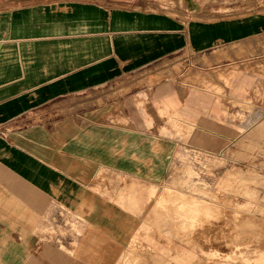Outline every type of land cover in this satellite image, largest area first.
Masks as SVG:
<instances>
[{"label":"rangeland","instance_id":"374dc122","mask_svg":"<svg viewBox=\"0 0 264 264\" xmlns=\"http://www.w3.org/2000/svg\"><path fill=\"white\" fill-rule=\"evenodd\" d=\"M147 1L146 10L180 20L191 50L144 68L130 79L139 87H116L110 103L99 101L108 113L76 118L100 139L114 132L116 150L134 135L140 144L131 150L157 157L123 167L98 161L95 182L84 185L109 201L100 206V236L114 237L115 264H264V123L238 137L264 115V27L254 21L264 0ZM192 22L205 28L194 39ZM232 97L251 106L232 108ZM249 164L254 178L223 181Z\"/></svg>","mask_w":264,"mask_h":264},{"label":"crops","instance_id":"0c3cea01","mask_svg":"<svg viewBox=\"0 0 264 264\" xmlns=\"http://www.w3.org/2000/svg\"><path fill=\"white\" fill-rule=\"evenodd\" d=\"M147 6L0 0V264H115V239L101 237L99 227L100 206L109 201L84 184L95 182L100 160L123 167L157 157L131 150L140 141L134 135L116 150L114 132L100 139L98 128L76 118L108 113L99 101L110 103L116 87H139L144 68L191 50L180 20ZM254 21L264 27V17ZM203 29L192 22L191 38ZM232 101V108L247 102ZM106 215L109 231L114 213Z\"/></svg>","mask_w":264,"mask_h":264},{"label":"bare ground","instance_id":"6f19581e","mask_svg":"<svg viewBox=\"0 0 264 264\" xmlns=\"http://www.w3.org/2000/svg\"><path fill=\"white\" fill-rule=\"evenodd\" d=\"M241 106H251L250 104L251 103H248V102H240L239 103ZM263 123H264V115H262L259 119H257L256 121H254L253 123H251L249 126H247V127H245L244 129H243V132L239 135V137L241 136V135H243L244 133H246V132H250V131H256V130H258L259 128H261L262 127V125H263ZM264 128V126L262 127V129ZM261 129V130H262ZM264 130V129H263ZM212 153H214V152H212ZM211 153V154H212ZM250 166V164L248 165V166H246L247 168H250L251 169V167H249ZM264 166V163H261L260 164V166L259 167H261V168H264L263 167ZM253 172H255L254 171V169H251V170H248V171H246V172H244V170H242V169H238V170H236V172H235V170H229V172H227L226 173V175H225V179L223 180L224 182H227V181H225V180H230V179H235V180H243V179H245L246 178V175H248L247 176V179H249V178H251V177H253L254 178V176L255 175H257L258 173H253ZM157 201V205L155 204V205H152L153 207L154 206H157V208H159L161 205V200H156ZM156 211V210H155ZM157 212V211H156ZM149 213H150V211H149ZM183 225V224H182ZM181 226V225H180ZM179 228V227H178ZM178 228H177V230H178ZM187 229V228H186ZM149 232V231H148ZM152 231H150V233H151ZM144 233V232H143ZM154 234H155V232H154ZM153 234V235H154ZM143 235H146V234H143ZM147 235H152V234H147ZM155 236V235H154ZM147 237V236H146ZM151 239H152V236L150 237ZM156 238V237H155ZM178 254V253H177ZM163 256V255H162ZM177 256V255H176ZM171 259V258H170ZM174 261V260H173ZM172 261V262H173Z\"/></svg>","mask_w":264,"mask_h":264}]
</instances>
